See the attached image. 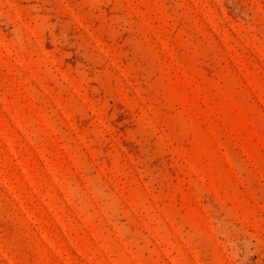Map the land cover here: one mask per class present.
I'll return each instance as SVG.
<instances>
[{"label": "rangeland", "instance_id": "obj_1", "mask_svg": "<svg viewBox=\"0 0 264 264\" xmlns=\"http://www.w3.org/2000/svg\"><path fill=\"white\" fill-rule=\"evenodd\" d=\"M0 264H264V0H0Z\"/></svg>", "mask_w": 264, "mask_h": 264}]
</instances>
